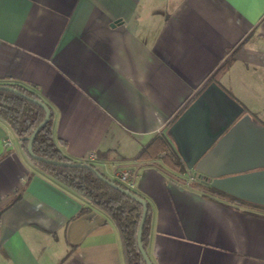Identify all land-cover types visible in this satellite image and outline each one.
Wrapping results in <instances>:
<instances>
[{
	"label": "crops",
	"instance_id": "crops-1",
	"mask_svg": "<svg viewBox=\"0 0 264 264\" xmlns=\"http://www.w3.org/2000/svg\"><path fill=\"white\" fill-rule=\"evenodd\" d=\"M231 55L219 85L264 125V0H0V84L52 109L73 161L112 180L132 170L153 264H264V211L206 193L207 178L161 156L137 158L162 137L178 153L170 123ZM142 163L154 164L133 170ZM0 264H125L111 219L37 166L1 117Z\"/></svg>",
	"mask_w": 264,
	"mask_h": 264
},
{
	"label": "water",
	"instance_id": "water-1",
	"mask_svg": "<svg viewBox=\"0 0 264 264\" xmlns=\"http://www.w3.org/2000/svg\"><path fill=\"white\" fill-rule=\"evenodd\" d=\"M0 90L13 92L40 106L45 118L29 138L27 152L38 161L70 167H89L105 183L120 189L143 205L137 233L140 253L147 264H153L142 242L147 217L146 200L105 177L98 169L84 162L65 163L36 155L32 145L36 134L50 119L49 106L5 84ZM212 102L207 113L202 107ZM244 108L218 84L212 82L206 90L171 125L169 135L190 174H199L205 184L230 196L264 206V125L243 115Z\"/></svg>",
	"mask_w": 264,
	"mask_h": 264
},
{
	"label": "trees",
	"instance_id": "trees-1",
	"mask_svg": "<svg viewBox=\"0 0 264 264\" xmlns=\"http://www.w3.org/2000/svg\"><path fill=\"white\" fill-rule=\"evenodd\" d=\"M233 61L234 58L233 55H231L224 63H222L218 67V69H216L211 78V81L219 85V78L228 70ZM5 85H9L14 89H17L18 91L26 94L27 96L41 100V98L35 92L27 89L22 85ZM50 111V119L35 136L32 145L33 151L36 155L49 160L65 163H75L76 161H73L72 159L67 157L60 150L54 140L52 129L54 116L51 108ZM0 117L8 123L15 136L21 142L23 148L27 151L29 138L32 135L33 131L44 120L45 111L40 106L13 92L0 90ZM170 125H172V122L170 123ZM150 156L155 158L161 156L165 158L166 161H168L173 167H176L181 171H184L186 169V165L181 156L171 149L170 143L164 137L160 138L159 142H152L146 149L142 151V153H140L137 158L138 160H140L148 158ZM32 161L44 172L48 173L53 178L58 180L61 184L86 198L92 207H95L104 212L111 219L120 234L125 264H147L142 254L140 253L137 242V233L143 213V205L140 202L126 195L120 189H116L102 181L89 167L53 165L34 159H32ZM144 164L154 163H142L134 165L133 170ZM92 166L95 167L94 165ZM104 176L107 177L106 175ZM113 181L121 185L123 188L130 190L132 193H135L136 195L144 198L141 194L125 186L124 184H121L116 180ZM196 187L205 191L206 193H210L230 202L264 211V206L262 205L247 202L239 198L230 196L212 188L211 186H206L202 183H199L196 185ZM144 199L146 200V198ZM146 203L147 217L142 233V242L145 249L149 240V229L151 223V207L147 200ZM89 211V207L84 208L80 211L79 214L81 215Z\"/></svg>",
	"mask_w": 264,
	"mask_h": 264
},
{
	"label": "built area",
	"instance_id": "built-area-1",
	"mask_svg": "<svg viewBox=\"0 0 264 264\" xmlns=\"http://www.w3.org/2000/svg\"><path fill=\"white\" fill-rule=\"evenodd\" d=\"M87 158L92 159L94 158V155L91 154ZM84 163H87V162H84ZM132 174L133 173L130 168H117L114 173V180L130 188L132 186ZM190 180L191 181L195 180L194 175L190 176Z\"/></svg>",
	"mask_w": 264,
	"mask_h": 264
},
{
	"label": "rangeland",
	"instance_id": "rangeland-1",
	"mask_svg": "<svg viewBox=\"0 0 264 264\" xmlns=\"http://www.w3.org/2000/svg\"><path fill=\"white\" fill-rule=\"evenodd\" d=\"M246 110H247V109H246ZM255 119H256L258 122L264 124V119H262V118H256V117H255Z\"/></svg>",
	"mask_w": 264,
	"mask_h": 264
}]
</instances>
